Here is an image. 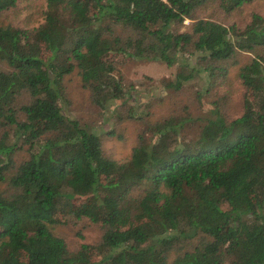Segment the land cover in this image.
<instances>
[{
    "label": "trees",
    "instance_id": "trees-1",
    "mask_svg": "<svg viewBox=\"0 0 264 264\" xmlns=\"http://www.w3.org/2000/svg\"><path fill=\"white\" fill-rule=\"evenodd\" d=\"M36 1L0 0V128L13 131L0 136V264H264V16L196 18L254 0ZM132 59L176 66L165 87L205 112L148 124L117 161L63 114V80L77 70L107 112L132 89L119 70ZM236 67L243 112L228 121L212 92ZM83 218L101 239L69 251L55 227Z\"/></svg>",
    "mask_w": 264,
    "mask_h": 264
},
{
    "label": "rangeland",
    "instance_id": "rangeland-1",
    "mask_svg": "<svg viewBox=\"0 0 264 264\" xmlns=\"http://www.w3.org/2000/svg\"><path fill=\"white\" fill-rule=\"evenodd\" d=\"M41 3V0L36 1L37 5ZM217 6H219L218 2H215L214 6L198 10L196 18L217 19L226 25L235 24L243 29L250 21L252 14L264 16V0H254L231 14L223 16ZM188 24L189 21L186 20L184 25ZM29 27L31 28L32 25ZM183 30L184 28L180 29V31ZM259 55L263 59L264 67V49L259 52ZM250 58V54L241 55L240 65L248 62ZM119 70L127 90L129 91L131 86L132 89L123 100L113 102L107 112L93 104L90 92L83 86L77 70L63 80L64 100L61 102L63 114L77 120L81 125L95 128L100 134L103 153L106 157L117 161L125 160L137 144L141 134H144L148 140L152 138L148 124L161 122L172 116H204L205 108L202 104L201 106L198 102L195 104L185 94L165 87L167 82L174 80L177 72L176 66L168 68L162 62L132 59L121 65ZM237 70L238 67L230 71L227 85L212 92L214 98L223 99L222 113L228 121L240 117L243 112L244 90L240 80L236 78ZM195 83L196 87L201 85V81L196 80ZM214 98L209 96L206 101L215 100ZM113 110L116 115L112 114ZM130 113H133L132 118H128ZM111 128L122 137L121 141L106 135L108 129ZM5 132L9 136L13 134L9 128H0V136ZM196 134H198L196 127H190L183 131L182 136L189 137ZM25 155L23 151L19 156L23 158ZM138 192L141 190L134 194ZM54 232L64 239L69 251H76L84 243L99 242L103 233L99 224H94L86 218L70 221L66 226H57Z\"/></svg>",
    "mask_w": 264,
    "mask_h": 264
}]
</instances>
